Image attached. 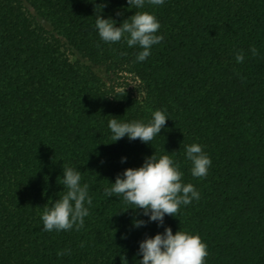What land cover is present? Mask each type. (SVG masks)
<instances>
[{
  "label": "trees",
  "instance_id": "trees-1",
  "mask_svg": "<svg viewBox=\"0 0 264 264\" xmlns=\"http://www.w3.org/2000/svg\"><path fill=\"white\" fill-rule=\"evenodd\" d=\"M138 11L163 36L143 62L96 28ZM156 110L168 120L151 142L112 141L111 119L148 124ZM192 144L212 161L204 178L191 174ZM153 154L200 194L162 226L104 192ZM63 167L81 172L92 204L79 231L46 232ZM166 227L199 235L205 264H264V0H0V264H140V242Z\"/></svg>",
  "mask_w": 264,
  "mask_h": 264
},
{
  "label": "clouds",
  "instance_id": "clouds-1",
  "mask_svg": "<svg viewBox=\"0 0 264 264\" xmlns=\"http://www.w3.org/2000/svg\"><path fill=\"white\" fill-rule=\"evenodd\" d=\"M127 2L130 7L144 8L146 3L159 6L163 5L165 0ZM160 27L156 16L147 11L135 12L119 26H116V22L111 18L104 19L101 16L96 18V28L102 41L116 43L124 39L129 47L139 46L142 49L137 55L138 62L146 60L151 54V47L163 40V36L157 35ZM250 51L254 57L259 54L255 47ZM244 58L243 51L236 53L237 63H242ZM167 120L164 111L156 110L148 124L139 121L122 123L113 118L108 126L113 134V142L127 136L129 140L139 139L149 143L161 133ZM186 157L192 162L193 177L207 176L212 161L203 151L202 145L186 146ZM124 160L126 158H122V162ZM182 175L179 165H175L170 156L163 155L157 159L153 154L145 158L141 167L128 168L122 175H117L115 183H111V187L105 188L104 192L108 197L113 195L122 197L125 203L134 206L130 207L131 209H142L143 215L148 216L149 221L162 226L165 215L176 217L181 205L186 206L193 199H200L199 192L191 183H182ZM80 182V171L72 167H63L61 184L66 191L62 197L55 200L52 207H44L41 216L44 231H67L74 226L79 231L84 227V218L89 215V208L85 205L91 206L92 198L88 194L89 186L87 184L81 186ZM133 224L139 228L145 225L146 221L134 219ZM70 254V249L57 253L58 256ZM137 255H142L140 264H205L208 251L207 245L202 242L199 235H190L180 230L173 234L172 229L166 227L164 233L146 237L141 241Z\"/></svg>",
  "mask_w": 264,
  "mask_h": 264
},
{
  "label": "rangeland",
  "instance_id": "rangeland-1",
  "mask_svg": "<svg viewBox=\"0 0 264 264\" xmlns=\"http://www.w3.org/2000/svg\"><path fill=\"white\" fill-rule=\"evenodd\" d=\"M128 81H129L128 83H131V85H132L131 87H133L135 85L134 82H130L131 81L130 79Z\"/></svg>",
  "mask_w": 264,
  "mask_h": 264
}]
</instances>
